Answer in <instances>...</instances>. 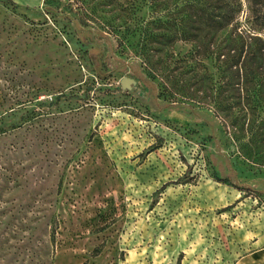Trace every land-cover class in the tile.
Listing matches in <instances>:
<instances>
[{
  "label": "rangeland",
  "instance_id": "1",
  "mask_svg": "<svg viewBox=\"0 0 264 264\" xmlns=\"http://www.w3.org/2000/svg\"><path fill=\"white\" fill-rule=\"evenodd\" d=\"M13 1L0 264H262L264 89L193 44L264 43L247 0L197 40L187 0Z\"/></svg>",
  "mask_w": 264,
  "mask_h": 264
},
{
  "label": "trees",
  "instance_id": "2",
  "mask_svg": "<svg viewBox=\"0 0 264 264\" xmlns=\"http://www.w3.org/2000/svg\"><path fill=\"white\" fill-rule=\"evenodd\" d=\"M14 3L13 0H9ZM248 7L257 24L264 28V0H247ZM243 0H187L184 3L187 25L179 29L180 39H201L210 30L219 33L230 24L237 25L236 19L243 9ZM47 12H54L49 6ZM178 32V31H175ZM253 38L259 35L253 34ZM262 40V39H261ZM199 59L213 57L222 69L236 66L246 69L251 80L259 82L258 90L264 89V43H193ZM223 71V70H222Z\"/></svg>",
  "mask_w": 264,
  "mask_h": 264
},
{
  "label": "crops",
  "instance_id": "3",
  "mask_svg": "<svg viewBox=\"0 0 264 264\" xmlns=\"http://www.w3.org/2000/svg\"><path fill=\"white\" fill-rule=\"evenodd\" d=\"M255 248L256 251L258 252L257 254L255 253V255H257V257L261 260L262 264H264V233H261L260 235H257L255 237Z\"/></svg>",
  "mask_w": 264,
  "mask_h": 264
},
{
  "label": "water",
  "instance_id": "4",
  "mask_svg": "<svg viewBox=\"0 0 264 264\" xmlns=\"http://www.w3.org/2000/svg\"><path fill=\"white\" fill-rule=\"evenodd\" d=\"M134 82V79L131 77H125L123 79L122 85L124 88H130L132 86V83Z\"/></svg>",
  "mask_w": 264,
  "mask_h": 264
}]
</instances>
